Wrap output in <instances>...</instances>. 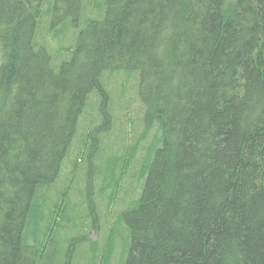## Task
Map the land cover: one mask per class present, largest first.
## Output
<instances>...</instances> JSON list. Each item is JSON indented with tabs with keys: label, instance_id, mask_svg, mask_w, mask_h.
Listing matches in <instances>:
<instances>
[{
	"label": "trees",
	"instance_id": "trees-1",
	"mask_svg": "<svg viewBox=\"0 0 264 264\" xmlns=\"http://www.w3.org/2000/svg\"><path fill=\"white\" fill-rule=\"evenodd\" d=\"M0 264H264V0H0Z\"/></svg>",
	"mask_w": 264,
	"mask_h": 264
},
{
	"label": "rangeland",
	"instance_id": "rangeland-1",
	"mask_svg": "<svg viewBox=\"0 0 264 264\" xmlns=\"http://www.w3.org/2000/svg\"><path fill=\"white\" fill-rule=\"evenodd\" d=\"M229 1V0H228ZM67 38H69L67 36ZM69 40V39H68ZM114 81L119 85L120 90L114 86L112 87V93H115V95L120 98V102L122 103H129L130 99L133 98V93L136 95L135 86L137 85V74L127 72V71H121L115 74ZM113 77V78H114ZM134 81V84H133ZM126 90H124V89ZM134 89V92H133ZM130 107H128L127 112L129 113V116L127 117V121L124 123V132H128L129 136H135L138 135L140 132V127L138 124H135L134 122H138L137 119L142 113L141 111V105L139 101L136 99L134 101H131ZM119 104V101H117V105ZM114 109H116V105H114ZM135 124V127H134ZM133 128V129H132ZM123 136V130H113L111 136H108L107 142L110 144H116L118 139ZM106 144V143H105ZM69 172V167H66L65 173ZM84 172L81 174V178L83 180ZM63 185L58 184L56 189L61 188ZM81 183H77L74 186H72V189L70 191L71 194V200L74 203H79L82 200V193H81ZM97 235V231L93 229L90 233L91 237H95Z\"/></svg>",
	"mask_w": 264,
	"mask_h": 264
}]
</instances>
